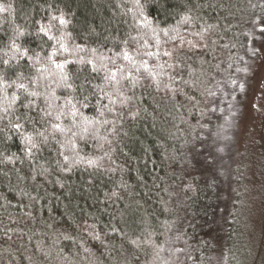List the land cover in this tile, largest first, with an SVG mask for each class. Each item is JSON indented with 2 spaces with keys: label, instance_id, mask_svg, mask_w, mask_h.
<instances>
[{
  "label": "trees",
  "instance_id": "1",
  "mask_svg": "<svg viewBox=\"0 0 264 264\" xmlns=\"http://www.w3.org/2000/svg\"><path fill=\"white\" fill-rule=\"evenodd\" d=\"M139 4L150 24L136 0H0V264H223L264 0ZM73 104L91 123L56 119Z\"/></svg>",
  "mask_w": 264,
  "mask_h": 264
},
{
  "label": "rangeland",
  "instance_id": "2",
  "mask_svg": "<svg viewBox=\"0 0 264 264\" xmlns=\"http://www.w3.org/2000/svg\"><path fill=\"white\" fill-rule=\"evenodd\" d=\"M262 24L232 107L229 194L235 225L234 237L224 247L223 264H264V20Z\"/></svg>",
  "mask_w": 264,
  "mask_h": 264
},
{
  "label": "snow or ice",
  "instance_id": "3",
  "mask_svg": "<svg viewBox=\"0 0 264 264\" xmlns=\"http://www.w3.org/2000/svg\"><path fill=\"white\" fill-rule=\"evenodd\" d=\"M136 5H137L138 8H140V15L143 17V22L145 24H150V22L148 21V18L146 16H144L143 9H142V7L139 4V0H136ZM6 10L7 9L0 8V11H6ZM53 19H56V18L53 17ZM185 20H187V17H185ZM60 23L61 24H64V23H66V21L63 20V19H61L60 20ZM40 32L41 33H44L45 35H47V30L43 26H41ZM160 33H162L165 37H168L169 36V30L168 29H165V28H160V29L153 28L152 29V34L155 37V41H156V44L157 45L160 43V38H159ZM22 34L23 33H21V35ZM169 38L170 39H176V37H169ZM49 39L50 40H54L55 37L49 36ZM189 43H191V42H189ZM17 47H18L17 45L13 44V48H17ZM66 50H67L66 49V46L63 43H60L59 44V49H57L54 46L53 51L51 53H49V59L51 60L52 56L57 55L59 51H66ZM26 51L27 50H25L24 53H21V55L22 56L25 55L26 54ZM122 55H123V58L125 60H132V57L129 55V53L126 50L123 51ZM146 55L153 56V55H156V54L153 53V52H147ZM164 55L165 56H168V55H170V53L166 51V52H164ZM89 63H91V61H89ZM4 64L7 65L8 64V61L5 60L4 61ZM57 67H61L62 68V65H57ZM142 67L146 71H151V69L149 68V65H148V62L147 61H143L142 62ZM160 67H162V66H160ZM115 76H116V73H111L110 77H106V79H109L110 78V79H113L114 80L115 79ZM25 87L26 86L24 84H19L18 85V88H20V89H25ZM30 95H33L34 96V95H37V93L32 92V93H30ZM14 99H15V97H14ZM66 103L70 104L71 103V100L66 101ZM30 106L31 105H26L25 107H30ZM86 106L87 105H84V107H86ZM3 111L5 112V114H7L8 109L5 108ZM50 115H52L51 112H46L45 113V116H50ZM61 115H71L73 117V121H72L73 126H76L77 125V121L75 119L77 116H80L84 122L91 123V121L87 117H83L82 116V113L79 112V110L76 108L75 104L72 105V108H71V111L70 112L65 113V112L61 111L60 113H58L56 115V119L57 120H60ZM100 115H103V112H101ZM0 119H2V117H0ZM19 119L20 118L17 117V120H19ZM103 122L104 123H107V121H103ZM9 125L12 128V130L16 131L17 133H19V134H21L23 136V133L21 132V129L23 128V124L18 123V122L13 124L11 121H9ZM52 128L54 130H56V131H67V129L63 128L62 125L59 124V123L53 124L52 125ZM87 131H88V128L86 126L82 128V132L83 133H87ZM41 135H42V133H41ZM76 135H77V133H75V132L72 133V136L73 137H76ZM81 138H83V137H81ZM32 139L33 138L31 136H23V141H26L28 144L31 145V147L27 149V151H28L29 154L31 153L32 148H35L36 147V144L32 143ZM73 147H75V144L74 143H73ZM64 158H65V160L68 159V157H64ZM89 163H92V162L89 161Z\"/></svg>",
  "mask_w": 264,
  "mask_h": 264
}]
</instances>
